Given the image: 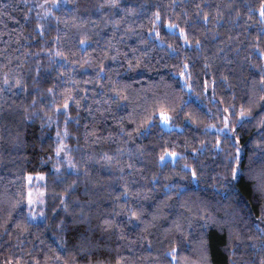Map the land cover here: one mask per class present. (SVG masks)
I'll return each instance as SVG.
<instances>
[{"label": "trees", "instance_id": "1", "mask_svg": "<svg viewBox=\"0 0 264 264\" xmlns=\"http://www.w3.org/2000/svg\"><path fill=\"white\" fill-rule=\"evenodd\" d=\"M58 2L0 0V264H264L262 0Z\"/></svg>", "mask_w": 264, "mask_h": 264}, {"label": "snow or ice", "instance_id": "2", "mask_svg": "<svg viewBox=\"0 0 264 264\" xmlns=\"http://www.w3.org/2000/svg\"><path fill=\"white\" fill-rule=\"evenodd\" d=\"M116 2H117V0H111V3H112L113 5H115ZM37 7H40V5H37ZM59 7H60V4H59L58 0H52V6H51V7H46V8H45V13H44L45 16L50 15V14H54V13H53V8H59ZM197 7H198V6H197ZM249 11H251V9H249ZM259 15H260L261 20L264 21V0H262L261 5H260ZM154 17H155V18L152 20V24L154 25V27H153V29H150V31H156V29H155V25H156V23L161 19V16H160V13H159V12H156V13L154 14ZM206 20H207V17H205V21H206ZM165 25H166V27L169 28V29H174V28L179 27V25H177V24H175L174 22H171V21H166V22H165ZM37 28H42V25H39V24H38V25H37ZM41 34H42V33H41ZM156 36H157L158 39L160 38V34H159L158 31H156ZM180 36H181V37L187 42L188 37H187V35L185 34V30H184L183 28H180ZM81 43H83V41H81ZM197 44H199V41H197ZM55 55H57V56H62L63 53H61V52L58 51V52L55 53ZM260 59H261V60H264V52H260ZM184 67H185V69H187L188 65L185 64ZM257 67L260 69V84H261L262 86H264V64L257 65ZM100 71H101V72L103 71V67H101ZM98 75H99V73H98ZM183 75H184V73L182 72V73H181V76H183ZM5 83H7V80H5ZM17 83H19V81H17ZM48 91L51 92L52 89H48ZM262 92H264V87H262ZM259 99H260V101L262 102V103H261V106L264 107V94H261ZM73 100H74V97L71 95V93H69L68 96L64 99V102H63L62 105H59V104L56 105L57 111H59L60 108L62 107L63 110H64V113H65V115H66V117H67L68 109H69V107H70L69 102H70V101H73ZM75 103H76L77 106L79 107V101H75ZM225 111H228V110L225 109ZM160 115H161V118H162L165 122H167V121L170 119V116L168 115L167 112L162 111V112L160 113ZM250 115H251V108H250V107H249V108L241 107V110H240V112H239V114H238V116H239L241 119L244 118L245 116H250ZM228 126H229V120H228V117H225V118H224V129H227ZM218 131H222V130H221V129H218ZM64 135H67V130H66V129H65ZM57 136L60 137V133H59V132L57 133ZM218 143H219V142H218ZM64 148H65V146L63 145V142H61V144L56 148V154H57V156H59L60 153H61L62 151H64ZM237 152H239V149H237ZM177 155H179V154L176 153L175 151H172V152L169 153V152H167V150H165V154H162V155L159 157V160H160L161 162H163V161L167 158V156L176 157ZM65 159L68 161V164H69V166H70L71 168H73V169L76 168V165L72 163L71 157H69V156L67 155V153H65ZM104 159H105V160H108V161H111L112 157L105 156ZM57 171H59V166H57ZM237 171H238V169L235 168V167H233V169H232V176H233V179L236 178ZM192 175H193V177L196 176L195 171H193ZM73 184H75V181H73ZM69 187H71V185H69ZM261 190H264V185H261ZM60 199H61V201L63 202L64 197L61 196ZM28 203H29V204H32V203H33V200H32V197H31V194H30V193H29V197H28ZM53 211H56V209H53ZM42 214H43V213H42ZM132 215H133V216H136L137 214H136L135 212H133ZM58 226H59V225H58ZM177 251H178V249H177L175 246L171 249L170 254L172 255V259H173V261H175V260L177 259V256H176ZM9 264H10V262H9Z\"/></svg>", "mask_w": 264, "mask_h": 264}, {"label": "rangeland", "instance_id": "3", "mask_svg": "<svg viewBox=\"0 0 264 264\" xmlns=\"http://www.w3.org/2000/svg\"><path fill=\"white\" fill-rule=\"evenodd\" d=\"M33 6L41 12L47 5L46 0H31ZM40 5V7H37ZM163 122H165L163 120ZM221 129V128H218ZM171 158V157H170ZM43 182V177L41 175L27 177V193H26V210L27 219L32 222H38L43 220V191L40 189L39 185ZM29 193L31 194L33 203H28Z\"/></svg>", "mask_w": 264, "mask_h": 264}]
</instances>
